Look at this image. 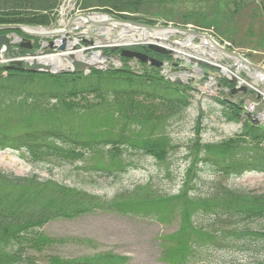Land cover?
Listing matches in <instances>:
<instances>
[{"label":"rangeland","instance_id":"obj_1","mask_svg":"<svg viewBox=\"0 0 264 264\" xmlns=\"http://www.w3.org/2000/svg\"><path fill=\"white\" fill-rule=\"evenodd\" d=\"M63 1L66 0H62L61 5ZM89 1L96 5L98 0ZM241 1L245 2L242 5L251 2V0H147L136 13L123 15L122 18L151 25L191 28L204 32L253 64L264 65V15L261 8L255 6L248 9L241 8V4L237 12V3ZM66 5L69 6V2ZM85 11L95 13L98 9L94 7ZM78 12L80 10H72L70 16ZM118 33V31H112L113 35ZM93 34L96 33L93 32ZM89 40V38L85 39V41ZM170 40L182 43L184 37L172 36ZM164 45L167 44L164 43ZM82 47L80 40L79 48ZM200 47L197 39L188 47L174 49L182 59L191 57L208 61L209 58H206L205 53L211 54V50ZM134 48H141V46ZM105 50L76 53L74 58H58L44 64L51 65L56 71L72 69L74 60H81L83 57L94 60L99 53H102L104 58H100L97 61L99 65H96L104 68L115 67L113 55L119 57L120 52L113 53L109 51V48ZM44 51L38 48L35 52L43 54ZM22 54L26 53L15 49L13 54H3L4 57L0 55V61L4 62ZM158 59L169 63V68H172L173 63L185 65L184 60L175 59V57ZM122 62L124 63L123 60ZM190 63L189 67L192 68L194 64L192 61ZM124 65L142 70L138 62H126ZM202 66L199 64V67ZM221 66H229L230 69L227 76H223L222 80L215 83L207 77H197L194 74L197 80L189 83L195 89L191 109L185 119H179L174 125L166 128L173 147V149L170 148L166 163H158L151 157L134 153L126 154L125 158H114V163L111 161L112 157H106L103 160L99 158L97 161L100 164L110 162L114 167L130 164L127 172L116 178H106L84 173L77 170L75 166L52 168L51 165L45 166L41 162H35L28 155L23 156L19 152L0 151V169L14 176L26 178L37 176L41 181L51 179L84 188L88 192L108 199L115 198L125 191H134V196L124 199L130 208L138 206V202L160 196L157 199L159 201L146 204V207L138 206L142 213L122 215L96 212L71 220L60 219L50 222L43 228V232L55 240L63 238L67 242L58 246L55 244L56 246L43 254H36V261L44 264L51 256L74 260L113 252L129 258L127 264H177L187 250L188 233L186 238L176 234L182 233L183 230L191 232L192 229L188 221H185V215H192L196 210L205 207L224 210H233L236 206L248 208L251 198L264 194V173H251L240 178L221 181L223 186L228 188V193L213 202L207 199L213 180L203 179L198 181L197 186L194 182H190V185L186 187L189 179L188 170L200 158L210 156L224 163L237 160L255 161L264 156V141L261 144L252 145L251 139L244 137L245 128L250 121L243 111L241 122L229 121L222 117V106L217 102L219 100L227 104L240 105L241 100H244V105L254 108L253 116L264 114V82L258 80L245 68L239 70V66L231 59H223ZM237 73L240 75L234 76ZM183 77L187 78L184 75ZM244 81L252 89L245 95L241 91L233 94L232 90L235 88L247 86ZM242 82L244 84L241 85ZM218 83L221 84L220 88ZM49 108L50 106H47V109L36 108L25 103L0 105V138L48 130L59 131L75 138L101 139L110 135L109 128L114 126L113 118L101 113V110L84 113L79 105L69 111L59 109L61 107ZM200 113H204L205 116L202 124L196 125V119ZM256 127H264V120ZM54 191L55 187L50 183L41 186L30 184L26 187L10 189L0 183V212L5 208L4 203L20 202L23 211L41 208L48 202L50 205L49 199ZM243 194L248 196L245 197ZM129 201H133L134 204ZM201 222L202 220L199 219L197 223L201 224ZM173 236L176 238H172ZM256 254L253 251L250 253L242 250L224 251L220 256L215 257V260L223 259L229 264L231 262L250 263L259 260L257 258L260 256ZM262 256L264 257L263 254Z\"/></svg>","mask_w":264,"mask_h":264},{"label":"trees","instance_id":"obj_2","mask_svg":"<svg viewBox=\"0 0 264 264\" xmlns=\"http://www.w3.org/2000/svg\"><path fill=\"white\" fill-rule=\"evenodd\" d=\"M145 1L147 0H98L94 5L89 0H78L77 7L82 11L97 7L98 12L122 18L123 15L136 13ZM261 2L263 5L259 6ZM61 3L62 0H0V25L53 26L57 22ZM239 4L245 2L237 3V12ZM252 6L261 8L264 15V0H251L241 8L248 9ZM135 50L163 58L150 50ZM122 60L124 63L132 61L125 58ZM139 64L142 70L124 65L120 69H92L88 73L78 71L64 74L32 73L19 68L0 67V105L25 103L41 109L50 106L51 109L61 107L59 109L67 111L79 105L84 113L101 110V113L114 120V126L109 128L112 136L110 134L101 139L75 138L59 131L45 130L15 137H1L0 151L19 152L23 156L28 155L35 162L51 165L52 168L75 166L84 173L106 178H116L127 172L130 164L116 167L112 164L115 162L114 158H125L129 153L142 154L158 163H166L170 148L173 149L166 128L179 119H185L192 107L195 89L191 85L170 81L160 68L141 62ZM217 102L222 106L223 118L237 123L242 121V104ZM204 116V113L199 114L196 125L202 124ZM249 123L244 137L251 139L252 145L261 144L264 141V127ZM106 157H112L113 163L100 164L97 161ZM251 173H264V156L255 161L224 163L206 156L194 162L188 170L186 187L190 182L197 186L198 181L203 179L213 180V186L207 195V199L213 202L228 193V188L221 181ZM0 183L9 189L49 183L55 187L49 199L51 204L48 202L38 209L23 211L20 202L3 204L5 208L0 212V264H40L35 260L36 254H43L55 244L58 246L67 242L63 238L55 240L43 232V228L50 222L71 220L96 212L122 215L142 213L138 206L146 207V204L159 201L157 199L160 197L138 202V206L130 208L124 199L134 196V191H125L108 199L84 188L51 179L41 181L37 176H14L1 169ZM129 202L134 204L133 201ZM239 208L236 206V209L224 210L205 207L192 215H185V221H188L192 229L191 232L183 230V234H176L186 238L188 233L187 250L177 264H229L223 259L215 260V257L232 250L248 253L253 251L260 256L255 262L238 264H264V194L251 198L248 208ZM199 219L202 220L201 224L197 223ZM129 260L107 252L74 260L51 256L44 264H127Z\"/></svg>","mask_w":264,"mask_h":264},{"label":"water","instance_id":"obj_3","mask_svg":"<svg viewBox=\"0 0 264 264\" xmlns=\"http://www.w3.org/2000/svg\"><path fill=\"white\" fill-rule=\"evenodd\" d=\"M76 0H73V3L70 4L66 14H61L62 17L67 19L65 21L60 20L58 27L56 28H41V27H25L21 25H0V32L4 31H14L12 35L14 41L12 43H18L21 41L17 33L24 35L29 40H25L21 43L22 48L28 50H33L32 40H41L44 41L42 44L43 48H47L43 52L42 57L37 56L36 54H30L25 58L17 60L14 65L9 68H19L23 71H28L32 73H69L77 71L89 72L91 69L102 70V67L97 66L96 64L89 63L85 59L74 60L72 62V69H64L56 71L49 64H44L40 61L41 58H48L50 55L58 58H74L75 53H85L91 50H101L109 48L112 51H116L118 48H123L121 51V57L137 60L142 63H148L149 65L157 68H162L169 75L171 81H174L178 84L194 82L197 76H207L211 81L216 79H221L225 75L224 69H230L229 66L226 68L221 65H216L209 63L206 60L191 58L182 59L177 55V51L174 48L177 47H188L190 43L196 39L199 40L200 48L210 49L211 54L216 57H213L210 53H205L206 58H209L212 61L222 64L224 58L231 59L239 64V66H244L249 71H252L255 75L261 76L264 81V67L255 65L250 62L247 58L241 54L230 50L226 46L222 45L211 35L195 31L191 28H181L173 26H159L140 23L136 21H128L124 19L115 18L106 14L100 13H79L68 19V16L71 13V10L76 7ZM105 17L106 19H100ZM111 28V30H109ZM125 28L126 36L120 34V30ZM115 31L119 32L117 35L111 34L109 37L106 31ZM172 31L171 35L162 34L164 32ZM17 32V33H16ZM95 32L96 34H93ZM90 35L92 41H85L83 36ZM131 35H134L135 38H132ZM182 36L184 40L181 42H176L170 40L172 36ZM168 36V39L164 37ZM79 39L82 40L84 46L83 49L78 50ZM127 39L131 40L129 44L121 43ZM166 43L167 45H164ZM11 42L10 37L0 36V50L5 51L9 49ZM143 46L145 49H149L157 54L163 56L175 57V59H182L185 62V65H179L178 63L172 64V69H169V63L161 61L155 58L148 56L139 51H133L129 48ZM181 53H179L180 55ZM50 56V57H52ZM100 58H104L102 53H99ZM219 58V59H218ZM114 61L117 64H121L120 57H113ZM190 61L193 62V67L190 68ZM201 65H207V67H199ZM214 69H218L215 71ZM186 76L187 78L183 77ZM220 87V85L218 86ZM247 93L248 87L235 88L232 92L235 94L237 92ZM246 117L249 118L255 125L259 124L263 116L252 117L250 114H246Z\"/></svg>","mask_w":264,"mask_h":264},{"label":"bare ground","instance_id":"obj_4","mask_svg":"<svg viewBox=\"0 0 264 264\" xmlns=\"http://www.w3.org/2000/svg\"><path fill=\"white\" fill-rule=\"evenodd\" d=\"M72 1L73 0H66L65 2L63 1V6H62V8L64 9V12H65V10L67 9L66 8V4L69 2V4H71L72 3ZM68 7V6H67ZM100 19H106L105 17H103V18H100ZM109 30H111V28H109ZM106 31V33H107V35H108V37L112 34L111 33V31ZM126 32V30H125V28H123V29H121L120 30V34L121 35H124V36H126L127 34L125 33ZM171 33H173L172 31H168V32H164V33H162V34H165V35H171ZM132 36V38H135V36L134 35H131ZM165 39H168L169 37L168 36H165L164 37ZM130 42H132L131 40H129V39H127L126 41H123V42H121V43H124V44H129ZM191 44V43H190ZM118 49H122V48H118ZM76 54V53H75ZM79 54V53H78ZM37 56H39V57H42V55L43 54H36ZM56 60V59H58V57H48V58H46V57H44V58H41L40 59V61H42L43 63H45V62H47V61H52V60ZM83 59H86V58H84L83 57ZM87 60V59H86ZM100 60V57L99 56H97L96 58H94V60H92V59H88L87 61L89 62V63H92V64H98L99 65V63L97 62V61H99ZM210 62H211V60H209ZM11 62H16V59L15 58H12L11 59ZM214 62V61H213ZM212 62V63H213ZM215 64H218L217 62H214ZM219 65V64H218ZM224 68H226V66H224ZM244 67H242L241 69H243ZM225 70V72H226V74H228V70H226V69H224ZM240 74L239 73H237L236 75H234V76H239ZM257 78H258V80H261L262 79V77L259 75V76H256ZM245 82V81H244ZM246 83V82H245ZM242 84H244L243 82L241 83V85ZM247 85H249L248 83H246ZM262 116H264V114L262 115Z\"/></svg>","mask_w":264,"mask_h":264}]
</instances>
